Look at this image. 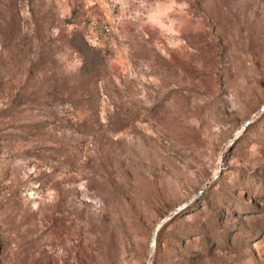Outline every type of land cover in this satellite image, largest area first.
I'll list each match as a JSON object with an SVG mask.
<instances>
[{
  "label": "rangeland",
  "instance_id": "obj_1",
  "mask_svg": "<svg viewBox=\"0 0 264 264\" xmlns=\"http://www.w3.org/2000/svg\"><path fill=\"white\" fill-rule=\"evenodd\" d=\"M0 264H264V0H0Z\"/></svg>",
  "mask_w": 264,
  "mask_h": 264
},
{
  "label": "water",
  "instance_id": "obj_2",
  "mask_svg": "<svg viewBox=\"0 0 264 264\" xmlns=\"http://www.w3.org/2000/svg\"><path fill=\"white\" fill-rule=\"evenodd\" d=\"M249 123H250V121H247V122L244 124V126L248 125ZM163 221H164V220H162V221L156 226V228L154 229L153 234H152V237H151V242L154 241V237H155V234H156V230L158 229V227L161 225V223H162Z\"/></svg>",
  "mask_w": 264,
  "mask_h": 264
}]
</instances>
